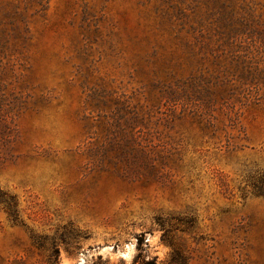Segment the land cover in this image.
<instances>
[{
  "label": "rangeland",
  "instance_id": "1",
  "mask_svg": "<svg viewBox=\"0 0 264 264\" xmlns=\"http://www.w3.org/2000/svg\"><path fill=\"white\" fill-rule=\"evenodd\" d=\"M216 1L0 0V264H264V0L235 58Z\"/></svg>",
  "mask_w": 264,
  "mask_h": 264
},
{
  "label": "trees",
  "instance_id": "2",
  "mask_svg": "<svg viewBox=\"0 0 264 264\" xmlns=\"http://www.w3.org/2000/svg\"><path fill=\"white\" fill-rule=\"evenodd\" d=\"M216 6H214L208 13V18H213L209 24L199 23L198 27L191 26L192 32L198 31V38H215L217 42L214 51L226 50L230 52V55L235 57H241V50L243 48L242 43L248 37L250 32L248 31L250 26V17L246 9L238 7L236 0H217ZM203 47L200 49L202 52ZM242 62H245L244 60ZM144 264H158L156 258L144 261Z\"/></svg>",
  "mask_w": 264,
  "mask_h": 264
}]
</instances>
